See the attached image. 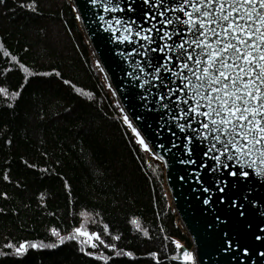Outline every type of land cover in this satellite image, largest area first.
Here are the masks:
<instances>
[{
	"label": "trees",
	"instance_id": "trees-1",
	"mask_svg": "<svg viewBox=\"0 0 264 264\" xmlns=\"http://www.w3.org/2000/svg\"><path fill=\"white\" fill-rule=\"evenodd\" d=\"M30 2L0 5V43L17 57L14 64L0 55V87L20 93L8 101L12 108L0 97V250L21 241L58 246L0 256V264H183L173 241L187 251L193 244L172 207L165 170L118 118L71 0H35V12L19 6ZM20 63L49 75L29 76ZM81 224L132 255L98 242L95 249L59 244L50 232L68 236Z\"/></svg>",
	"mask_w": 264,
	"mask_h": 264
},
{
	"label": "snow or ice",
	"instance_id": "snow-or-ice-1",
	"mask_svg": "<svg viewBox=\"0 0 264 264\" xmlns=\"http://www.w3.org/2000/svg\"><path fill=\"white\" fill-rule=\"evenodd\" d=\"M4 3L5 0H0V5ZM91 3L102 4L106 13L124 11L119 0H91ZM142 4L145 6L141 10L143 21L150 23V27L132 18L113 17L107 22L106 30H111L121 44H131L135 40L147 42L138 45L139 51L133 48V52L143 59V64L136 67L142 76L158 81L160 87L166 89V92L159 94L161 101L166 96L174 98L176 104L173 106L172 120L175 127L182 133L190 132L202 143V156L215 162L214 176L221 170H227L226 175L247 179L250 176L248 169H251L256 176L264 178V0H168V3L165 0H142ZM19 6L27 7L32 12L37 10L35 0ZM73 11L76 9L73 8ZM127 11H135L134 6L129 4ZM168 12L174 14L172 18L165 15ZM76 18L80 19L79 16ZM100 19L103 20V16ZM117 32L121 34L117 36ZM0 55L17 63V57L11 55L2 43ZM96 66L103 72L99 62ZM19 69L29 76L49 75L29 72L22 63ZM131 75L141 86L150 83L149 79ZM63 82L70 83L68 80ZM108 87L111 89V85ZM74 90L92 98L90 92H83L80 88ZM19 95L18 91L10 93L7 88L0 87V97H3L8 108L13 107V103L8 101H16ZM112 95H116L115 91ZM116 107L120 110L118 118L130 130L139 149L155 156L146 137L130 121L128 114L120 108L119 103ZM164 107L168 108V105ZM136 119L140 120L141 117L137 116ZM185 139L190 137L186 136ZM184 147L188 149L189 144L185 143ZM194 154L195 145L189 151V159L182 163H194L191 159ZM218 179L222 180V177ZM204 190L208 191L207 188ZM204 203L208 204L209 201L205 199ZM131 223L138 225L136 220ZM50 232L53 237L59 238V244L73 240L95 249L98 242L111 248L118 256L132 255L131 252L117 250L114 244H105L97 233L84 230L83 224L73 228L68 236H61L56 228L50 229ZM144 234L147 235L146 232ZM173 243L177 249L182 247L175 241ZM57 246V243L34 241L8 242L3 245V249L8 251L0 250V256L20 258L29 249ZM79 250L85 255H92L85 252L84 247ZM150 255L155 258L157 253ZM95 258L107 260L102 255ZM179 259L183 264H195L191 252H182Z\"/></svg>",
	"mask_w": 264,
	"mask_h": 264
},
{
	"label": "water",
	"instance_id": "water-1",
	"mask_svg": "<svg viewBox=\"0 0 264 264\" xmlns=\"http://www.w3.org/2000/svg\"><path fill=\"white\" fill-rule=\"evenodd\" d=\"M71 2L96 63L103 68L100 72L107 85H111V94L116 93V103L146 137L155 152L152 158L165 170L171 204L181 229L193 244L191 253L195 264H264V178L256 176L251 169H248L247 179L226 175L227 170L214 176L215 162L202 156V143L190 132L182 133L175 127L172 120L174 98L166 96L161 101L159 94L166 89H162L158 81L142 76L136 67L143 64V59L133 48L138 49L140 43L147 42L135 40L131 44H121L111 30H106L107 22L113 17L132 18L150 27V23L143 21L141 10L145 6L142 0H119L124 11L108 13L103 11L102 4L93 5L91 0ZM129 4L135 11H127ZM165 15L172 18L174 14ZM131 74L149 79L150 83L141 86ZM137 116L141 119L137 120ZM186 136L190 139L186 140ZM185 143L189 144L188 149ZM193 145L195 154L191 159L194 163H182L189 159ZM220 177L222 180L218 179ZM205 199L208 204L204 203Z\"/></svg>",
	"mask_w": 264,
	"mask_h": 264
},
{
	"label": "rangeland",
	"instance_id": "rangeland-1",
	"mask_svg": "<svg viewBox=\"0 0 264 264\" xmlns=\"http://www.w3.org/2000/svg\"><path fill=\"white\" fill-rule=\"evenodd\" d=\"M184 251H187V250H185L183 247H181V248L179 249V254L181 255V253L184 252ZM187 252H191V251H187Z\"/></svg>",
	"mask_w": 264,
	"mask_h": 264
}]
</instances>
